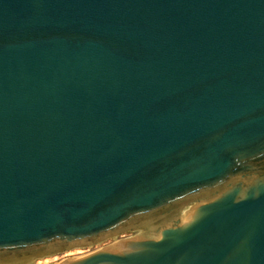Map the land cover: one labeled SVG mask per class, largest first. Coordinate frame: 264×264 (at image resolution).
Masks as SVG:
<instances>
[{
    "label": "water",
    "instance_id": "obj_1",
    "mask_svg": "<svg viewBox=\"0 0 264 264\" xmlns=\"http://www.w3.org/2000/svg\"><path fill=\"white\" fill-rule=\"evenodd\" d=\"M0 264H264V0H0Z\"/></svg>",
    "mask_w": 264,
    "mask_h": 264
}]
</instances>
